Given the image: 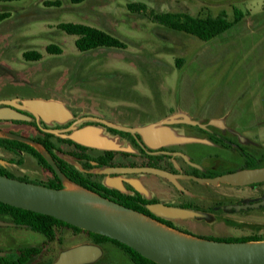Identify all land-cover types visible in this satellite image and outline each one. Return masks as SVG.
<instances>
[{"label":"rangeland","instance_id":"obj_1","mask_svg":"<svg viewBox=\"0 0 264 264\" xmlns=\"http://www.w3.org/2000/svg\"><path fill=\"white\" fill-rule=\"evenodd\" d=\"M46 1H0V14H5L0 20V100L59 101L72 114L70 120L80 124L89 116L117 127L187 118L196 124L160 127H166L172 136L209 145L220 143L202 145L203 172L207 173L203 174L215 176L250 164L264 166V0H93L101 4L93 11L71 0H59V5ZM128 3H144L147 10L130 11ZM235 8L242 11L241 20L208 41L157 23L151 16L152 12L214 16L224 11L232 21ZM61 22L97 27L120 39L125 47L80 51L74 44L77 36L61 30ZM49 44L61 51L48 52ZM26 51H38L42 56L26 60ZM37 124L35 119L0 120V136L12 132L41 137ZM95 127L112 144L127 149L123 150L129 152L123 157L126 161L146 160L122 130ZM51 139L63 152H71L72 147L58 137ZM26 143L49 157L41 145ZM85 152L95 157L102 151L89 147ZM115 155L122 157L117 151ZM60 156L90 174L92 181L105 180L106 168L85 158ZM0 159V166L12 177L47 186L56 183L53 170L29 153L0 148ZM123 176L141 177L148 186L156 179L149 174ZM60 181L63 187L70 183L88 191L65 178ZM182 182L186 190L194 191L193 203L206 215L198 220L171 217L163 225L196 237L264 240V182L248 186ZM127 196L121 193L117 199L128 205ZM52 231L48 238L16 225L10 215L0 212V264H11L25 248L39 251L24 264H54L63 252L89 245L98 248L99 254L82 264H146L124 245L86 230L58 223Z\"/></svg>","mask_w":264,"mask_h":264},{"label":"water","instance_id":"obj_2","mask_svg":"<svg viewBox=\"0 0 264 264\" xmlns=\"http://www.w3.org/2000/svg\"><path fill=\"white\" fill-rule=\"evenodd\" d=\"M0 104H2L0 106V120L29 121L34 117L36 120L62 122L72 117L69 110L62 103L55 100L36 98L19 102L15 98L0 100ZM84 120H95L131 134L138 133L141 135L143 142L152 147L190 140L187 137L172 136L168 133L166 127H160L161 125L184 122L196 124V122L187 118H170L141 127H117L97 117L89 116L85 117ZM211 122L219 124L218 120H212ZM71 129H73L72 125L65 129L54 128L45 130L93 148L127 150L112 144L104 136L100 135L97 128L93 125H85L73 129L69 134L65 133V131ZM6 137L39 144L30 137L12 132L7 133ZM45 158L53 172L61 180L64 179L54 160L50 156ZM0 162H2L1 159ZM107 170L114 173H153L176 183L175 174L152 166H116L109 167ZM186 177L193 178L199 183L249 185L264 181V166L242 168L215 176L186 175ZM90 201L101 202L119 210L132 211L147 216L89 190H70L65 187L54 188L0 174V202L50 215L72 226L107 236L125 244L140 255L158 264H264V240H215L195 237L183 232L181 233L188 237L179 236L146 222L139 220L124 221L119 217L107 215L105 212L88 205L87 203ZM165 208L167 211H174L182 215V211L179 209ZM151 219L162 224L154 218ZM98 254L99 250L94 246H79L63 252L59 260L54 264H82L96 258Z\"/></svg>","mask_w":264,"mask_h":264},{"label":"trees","instance_id":"obj_3","mask_svg":"<svg viewBox=\"0 0 264 264\" xmlns=\"http://www.w3.org/2000/svg\"><path fill=\"white\" fill-rule=\"evenodd\" d=\"M0 1H12V0H0ZM73 3H79L82 0H71ZM46 4L49 5H59V0H48ZM128 9L130 11H146L147 6L144 3H128ZM5 14H0V20L4 18ZM153 21L170 27L176 31L185 32L195 37L199 38L202 41H208L221 33H223L226 29L233 26L234 24L238 23L241 18L243 17L242 11L238 8L234 10V19L229 21L227 19L226 13L224 11L220 12L217 15H206V16H199V15H192L187 12H164V13H151ZM58 27L70 35H76V39L74 44L76 48L80 51H87L90 49L98 48V47H117V48H124L125 43L122 42L120 39L116 38L115 36L105 32L102 29L97 27L84 24V23H75V22H61L59 23ZM46 50L50 53H59L61 49L56 46L55 44H49L46 46ZM41 53L38 51H26L23 53V57L26 60H36L41 58ZM111 131H115L113 128H109ZM117 131V130H116ZM126 133L131 137L133 140V135L129 132L121 131ZM46 138L42 139L40 137L33 138L34 141L42 145L48 152L49 156L54 160L57 167L60 169L61 173L63 174L64 178L69 180L70 182L74 183L75 185L85 188L89 191L101 194L105 197L111 198L113 200H117L118 192L115 189L109 188L104 185L102 182L92 181L90 179V174L86 173L83 170H80L70 162H68L64 157L60 156L58 152H62L63 154H67L68 152H63L60 150L54 142L48 139V137L52 136L50 133H45ZM60 141L68 144H74L76 146V151H74V157L77 158H85L90 161H96L99 165H109L113 158V153L115 151L106 150L103 152L104 155H97L95 157H91L89 154H86V150L89 148L87 146H83L81 144L75 143L73 140L66 138L62 139L59 138ZM134 141V140H133ZM0 148H4L10 151H22L29 153L36 157L40 163L44 166L50 168L47 159L44 155L34 148L32 145L17 140L10 137L0 136ZM77 150L82 151V153H78ZM129 152H122V157H127ZM247 167H253L252 164L248 165ZM0 174L9 175L6 173L3 168L0 166ZM56 183H50V187L54 188H62V184L58 176H55ZM137 195L129 196V199L133 200L134 204L130 205L135 210L154 218L162 223H166L165 220L156 217L152 214L149 210L144 208L142 203L147 202L145 199L141 198V196L136 193ZM0 212L6 213L13 218V221L16 225H25L31 229L40 231L48 238L53 236L52 226L58 223L66 224L72 226L62 220H58L50 215H46L43 213L27 210L24 208L12 206L3 202H0ZM78 230H83L81 228L72 226ZM87 233L91 235L100 236L103 238H108L107 236L87 231ZM213 239V238H211ZM113 240V239H110ZM218 240V239H215ZM262 239H245V240H233V241H259ZM119 244H122L126 247L128 251L133 253L138 259L145 262L146 264H158L150 259L145 258L144 256L140 255L138 252L133 250L132 248L126 246L123 243H120L116 240H113ZM232 241V240H226ZM39 250L35 248H25L20 251V256L14 258L11 264H24L27 262L31 255L37 253ZM23 257V258H21Z\"/></svg>","mask_w":264,"mask_h":264},{"label":"flooded vegetation","instance_id":"obj_4","mask_svg":"<svg viewBox=\"0 0 264 264\" xmlns=\"http://www.w3.org/2000/svg\"><path fill=\"white\" fill-rule=\"evenodd\" d=\"M2 106V104H0ZM85 118V117H84ZM31 119H35L32 117ZM36 120V119H35ZM39 124H37V130L41 133L42 139H45V133H50L52 136L48 137L49 140L52 141L51 137H58L62 139H66L68 137H60L59 135H56L50 131H46L45 129H65L66 127L73 126V129L83 127L85 125H93V126H107L101 122L95 121V120H85L83 121V124H80L82 122H77L75 120H68V121H62L58 122L55 120H48L43 121L41 119L38 120ZM52 122L54 124H52ZM220 124V122H219ZM218 124V125H219ZM107 128H112L110 126H107ZM73 129L69 131H65V133L69 134ZM117 130L116 128H113ZM133 135V142L138 146V148L143 152L146 160L144 162L136 163L133 161H126V158L121 157L116 158L115 152H128L123 150H112L115 151L113 153V158L110 164L107 165H99L96 161H92V163L99 167V168H106L109 167H116V166H152L156 167L165 171H168L170 173H173L176 175L175 180L176 183L171 181L170 179L156 175L153 173H114V172H108L105 176V180L102 182L104 185H106L109 188L115 189L118 192V197L121 195V193H128V205H124L120 203L117 200H114L124 206H127L129 208H132L130 205H133V200L129 199V196L134 195L136 196L138 193L141 198L145 199L147 202L142 203L144 208L149 210L152 214H154L156 217L161 218L165 220V222H168L171 217H179L181 219H184L185 216H188V212H195V213H202L203 211H199L198 208L193 203L195 193L194 191H188L186 190L187 185H185L182 181H189V182H195L199 183L193 178L186 177V175H192V176H207L205 172H203V166H202V156H198L195 154L196 151V145L189 144L191 141L186 142H175V143H166L162 144L156 147L149 146L143 142V139L140 134H132ZM33 139V138H32ZM70 139V138H69ZM72 140V139H71ZM75 142V141H74ZM64 143V142H63ZM77 143V142H75ZM68 144V143H66ZM80 144V143H78ZM181 144V146L175 147V145ZM72 147L71 152H68L67 155H70L74 157V151H76V146L74 144H68ZM83 145V144H81ZM42 146V145H41ZM86 146V145H83ZM43 147V146H42ZM89 147V146H87ZM44 148V147H43ZM92 148V147H90ZM45 149V148H44ZM99 149V148H97ZM47 152V150L45 149ZM102 152L99 154L104 155L103 152L106 151V149H101ZM78 153H82V151L77 150ZM60 155V152H58ZM62 153V152H61ZM48 154V152H47ZM98 154V155H99ZM129 160V159H128ZM182 163H186L190 166L191 169H186L183 167ZM249 168V167H246ZM251 168V167H250ZM205 173V174H203ZM134 175V174H149L153 175L155 180L156 187L160 190V192H156L152 189L151 185L148 186L144 180L141 177H135V176H127L124 177L123 175ZM121 176V179H117V177ZM115 178V180H114ZM264 182V181H262ZM253 183L249 185H255L259 184ZM232 185V184H230ZM234 186H248V185H234ZM189 187V186H188ZM129 192H127V190ZM117 197V198H118ZM196 197V196H195ZM108 198V197H107ZM111 199V198H110ZM113 200V199H112ZM165 207H172L176 208L182 211V215L178 214L174 211H167ZM134 209V208H132ZM204 213V212H203ZM186 216V217H187Z\"/></svg>","mask_w":264,"mask_h":264},{"label":"bare ground","instance_id":"obj_5","mask_svg":"<svg viewBox=\"0 0 264 264\" xmlns=\"http://www.w3.org/2000/svg\"><path fill=\"white\" fill-rule=\"evenodd\" d=\"M65 188L67 189H70V190H79V191H82L80 189H78L77 187L73 186L72 184L70 183H65ZM88 205H90L91 207L93 208H96V209H99L103 212H105L107 215H112V216H116V217H119L121 220H139V221H142V222H146V223H149L155 227H158L160 229H163V230H166L168 232H171V233H174V234H177L179 236H184V237H188L187 235L179 232V231H176L174 229H171L169 227H166L154 220H152L151 218L147 217V216H144L142 214H138V213H135V212H132V211H124V210H119V209H116V208H113L107 204H104V203H101V202H96V201H90L87 203Z\"/></svg>","mask_w":264,"mask_h":264},{"label":"crops","instance_id":"obj_6","mask_svg":"<svg viewBox=\"0 0 264 264\" xmlns=\"http://www.w3.org/2000/svg\"><path fill=\"white\" fill-rule=\"evenodd\" d=\"M12 1H14V0H12ZM92 1L93 0H82L81 2L75 3V4H78V5L80 4V5H83L84 7L87 5L88 11L89 10L90 11L95 10V6H98V7L101 6L100 3H93ZM244 130H247V129H244ZM189 141H191V143H189L190 145L193 144V145H196L197 146L196 147V151L197 152H195V154L198 155V156H200V155L202 156V166L204 167V158L205 157H204L203 153L205 151L202 149V145H205L206 146V145H209V144H205L204 142H200V141H197V140H194V139H190ZM214 146H221V145H220V143H215V142H213L211 145H209V147H214ZM198 152H200V153H198ZM121 178H122L121 176L117 177V179H121ZM114 180H115V178H114ZM151 183H152L151 184L152 189L154 191H156V192H160V190L156 187L155 180H151ZM205 215L206 214H204V213H195V212L191 213V212H188V216L186 215L187 217L185 216L184 219H188V220L189 219L198 220V218L199 219H202L203 216H205ZM186 234L191 235V236H194V235H192L190 233H186ZM202 238H206V237H202Z\"/></svg>","mask_w":264,"mask_h":264}]
</instances>
